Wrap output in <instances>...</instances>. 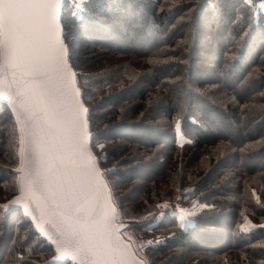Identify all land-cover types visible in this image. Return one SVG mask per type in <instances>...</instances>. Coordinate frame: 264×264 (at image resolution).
<instances>
[{"label":"trees","instance_id":"1","mask_svg":"<svg viewBox=\"0 0 264 264\" xmlns=\"http://www.w3.org/2000/svg\"><path fill=\"white\" fill-rule=\"evenodd\" d=\"M258 1L63 4L73 65L107 56L104 72L80 67L78 84L84 101L95 99L91 147L120 220L138 241L163 234L139 250L147 264L171 250L172 264H264V163L249 164L264 159ZM18 121L0 101V205L18 193ZM195 202L203 206L188 223L172 212ZM53 253L20 207L0 209V264H69L51 262Z\"/></svg>","mask_w":264,"mask_h":264},{"label":"snow or ice","instance_id":"2","mask_svg":"<svg viewBox=\"0 0 264 264\" xmlns=\"http://www.w3.org/2000/svg\"><path fill=\"white\" fill-rule=\"evenodd\" d=\"M89 2L73 0L78 10ZM64 3L0 0V99L23 116L18 121L21 167L17 169L22 195L0 209L23 203L25 213L35 220L25 202L32 201L39 212L36 226L48 235L44 225H50L57 234L53 241L57 252H65L79 264H129L127 246L113 223L116 208L110 201L101 205L91 195L96 178L103 174L84 151L83 114L88 110L76 99L78 90L71 87L75 73L69 69L67 47L60 38ZM260 6L264 8V3ZM249 225H241V230L248 231Z\"/></svg>","mask_w":264,"mask_h":264},{"label":"water","instance_id":"3","mask_svg":"<svg viewBox=\"0 0 264 264\" xmlns=\"http://www.w3.org/2000/svg\"><path fill=\"white\" fill-rule=\"evenodd\" d=\"M62 7H63V5H62ZM59 27H60V30H61L60 31V38L63 41V43L65 44V46L67 47V51H68L67 62H68L69 69H70L71 72L75 73V76L73 78L71 87H72V89L78 90L79 95L76 97V99H78L80 101V103L83 105V107L88 110V107L85 105V103L83 101L82 91H81V89L79 87V84H78L77 72L75 71V69L73 68V66L71 64L70 51H69L68 45H67V43L65 41V33L66 32H65V29H64V26H63V22H62V8H61V14H60V18H59ZM0 101L8 102L5 99H0ZM8 104H9V102H8ZM12 108H14V107L12 106ZM14 110L18 114L20 120L22 121L23 120V116L20 114L19 110L18 109H14ZM83 115H84V119H86V122H87V129H86L87 136L85 137V141H84V143H85V149H84L85 155L87 156L88 153L91 154V157L95 161L96 167L99 169L100 173H102V171H101V169L99 167V163H98L97 157H96V155H95V153H94V151H93V149L91 147V137L93 135V132H91V130H90L89 119H88V111L85 114H83ZM20 177H21V174L19 175V188H18L19 192H18V194L16 196H14L13 198H11L8 202H6L4 204H8L14 198L20 197L22 195V193L20 191ZM105 185H106V183L104 182L103 177L101 175V176L96 178V181H95V183H94V185H93V187L91 189V195L98 197L99 202H100L101 205H106L111 200L109 189ZM25 202L29 203L30 209L33 211L34 215L36 216L35 220L32 218V216H29V215H27L25 213L24 204L23 203L17 204V205H11L8 209H10L12 207H20L22 209V212H23L25 218L31 222L33 231H36L40 235V238L45 240L46 244L52 246L53 251H54V255L51 257L50 261L51 262H55V263L56 262H67V263H70V264H79L78 260L72 259L65 252H57V250H56L57 249V245L55 243H53V241L57 239V234H56L55 230L50 225L45 224L44 225V229L48 233V235H45L43 232H41L40 228H38L36 226L38 221H39V212L36 211L35 203L32 202V201H25ZM4 204H2V205H4ZM113 223L115 224L116 228L118 229L117 233L120 230L125 228V226L122 223H116L115 221ZM126 250H127V253H128L127 259L129 261V264H132V262H134L135 260L132 258L129 250L128 249H126Z\"/></svg>","mask_w":264,"mask_h":264},{"label":"rangeland","instance_id":"4","mask_svg":"<svg viewBox=\"0 0 264 264\" xmlns=\"http://www.w3.org/2000/svg\"><path fill=\"white\" fill-rule=\"evenodd\" d=\"M73 1V0H71ZM261 3H264V0H259L257 5L259 8H261L262 10H264V8H262L260 5ZM64 26V25H63ZM65 29V27H64ZM65 32H66V29H65ZM191 35V30H189L188 32V36ZM76 36V35H75ZM65 40L69 41L70 40V37H67L66 36V33H65ZM67 41V42H68ZM68 45V43H67ZM68 48H69V45H68ZM107 58V56H106ZM106 58H103V59H100V58H89L87 60H83L81 63H80V66H74L73 63L71 62L73 68L75 69V71L77 72V75L80 74V71H81V68L80 67H83L85 70L89 71V72H104V65L106 64L107 60H105ZM123 59V56L120 57L119 60ZM203 60V59H202ZM84 65H86V67H84ZM209 66V65H208ZM210 67V66H209ZM110 68H108L106 71H108ZM78 77V81H79V76ZM255 84V83H253ZM81 91H82V87L79 85ZM181 87H184V85H176L175 87V90L177 91L178 89H180ZM84 89V88H83ZM85 105L88 107V111H89V107H92L94 106L95 104V99L94 100H89L88 102L84 101ZM16 113V111H15ZM16 116L18 118L19 121L20 118L18 116V114L16 113ZM89 117V116H88ZM89 119V118H88ZM89 125H90V130L91 132H93L94 130L91 128V121L89 120ZM20 127H21V124H20ZM225 130V128H224ZM220 132H223V130H220ZM96 157L98 158V155L96 154ZM262 163H264V159H258L257 161L253 162L251 161V163H249L250 165H261ZM109 164H112V162L110 161L109 163H107V165ZM105 166V165H104ZM99 167L102 171V177L103 179L105 180V183H106V186L108 187L109 189V192H110V196H111V201L113 202V206L116 208L117 210V213H118V207H117V204L114 200V197H113V190H114V187H113V183L111 182V180L107 177V175L105 174V170H104V167L103 165H101L99 163ZM133 182V181H132ZM19 192V190H18ZM18 194V193H17ZM17 194H13L11 196H9L5 201H3V204L8 202L11 198H13L14 196H16ZM132 204H129L127 203L126 206L130 208ZM203 205L198 203V202H195L193 203L192 205L188 206L187 208H184V207H181V206H173L172 207V212H178L176 213L178 216H180L181 220H183L185 223H188V216H190L191 214L195 213L196 211H198ZM142 208H140V210H138L137 212L141 211ZM116 223H122L124 226H127L128 227V222H125V221H121L120 220V217H119V213L116 217V219L114 220ZM127 227H125L124 229L120 230L117 235L119 236V239L121 241V243L124 245V246H127V249L129 250L130 254L136 258L138 261H145V264H147V260L146 258L144 257V255H142L139 250H141L144 246H146L147 244H154L155 243V240H157L158 238H160V236H162L161 234L160 235H157L156 237H150V238H144L142 234H140L139 238L141 240H137L133 237V235L130 233L129 234V231L126 229ZM33 230V229H32ZM142 235V236H141ZM148 242H151V243H148ZM220 242H223V241H220ZM174 252L173 250L171 251H168L166 252L164 255L161 254V259L160 261H164L163 264H172L171 263V260H170V257H171V253ZM54 254V253H53ZM198 257H201V256H198ZM64 263H67V262H64ZM70 264V263H69ZM174 264V263H173Z\"/></svg>","mask_w":264,"mask_h":264},{"label":"bare ground","instance_id":"5","mask_svg":"<svg viewBox=\"0 0 264 264\" xmlns=\"http://www.w3.org/2000/svg\"><path fill=\"white\" fill-rule=\"evenodd\" d=\"M66 41V40H65ZM66 43H67V41H66ZM71 59V58H70ZM84 101V100H83ZM96 155V154H95ZM97 160H98V158H97ZM99 163V162H98ZM104 180V179H103ZM104 182H105V180H104ZM110 203L113 205V202L110 200ZM132 256V255H131ZM132 258L135 260V261H138L136 258H134L133 256H132Z\"/></svg>","mask_w":264,"mask_h":264}]
</instances>
